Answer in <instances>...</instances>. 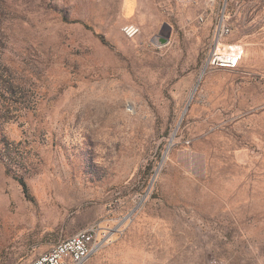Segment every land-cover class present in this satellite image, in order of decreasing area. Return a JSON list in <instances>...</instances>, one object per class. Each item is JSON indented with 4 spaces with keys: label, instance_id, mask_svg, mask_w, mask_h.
Segmentation results:
<instances>
[{
    "label": "rangeland",
    "instance_id": "1",
    "mask_svg": "<svg viewBox=\"0 0 264 264\" xmlns=\"http://www.w3.org/2000/svg\"><path fill=\"white\" fill-rule=\"evenodd\" d=\"M218 1L0 0V264H264V0L236 69Z\"/></svg>",
    "mask_w": 264,
    "mask_h": 264
},
{
    "label": "built area",
    "instance_id": "2",
    "mask_svg": "<svg viewBox=\"0 0 264 264\" xmlns=\"http://www.w3.org/2000/svg\"><path fill=\"white\" fill-rule=\"evenodd\" d=\"M176 3L186 4L194 0H174ZM232 4L236 10L240 8L239 0H224V7L221 10L219 20L214 32V46L211 49L207 61V67H217L225 69H236L240 66L244 49L235 44H229L227 49L222 46L224 39L232 33L231 26L228 22L227 7ZM204 22V18H201ZM123 35L127 39H134L141 34V28L134 24L125 25L122 28ZM101 231L93 226L87 228L76 235L56 244L48 252L39 256L30 264H85L86 261L97 251L105 236L100 239Z\"/></svg>",
    "mask_w": 264,
    "mask_h": 264
},
{
    "label": "crops",
    "instance_id": "3",
    "mask_svg": "<svg viewBox=\"0 0 264 264\" xmlns=\"http://www.w3.org/2000/svg\"><path fill=\"white\" fill-rule=\"evenodd\" d=\"M239 1L241 3L240 8L235 11V13L232 15V20L229 21L232 27L233 37L232 40L231 39L228 40L231 41L229 42V44L239 45L243 48L247 46L248 41H250L249 39L252 36L251 19L245 17V15H243V12L246 10L247 6L254 5L255 2L252 0H239ZM200 4L204 5L203 8L206 11V13H208V16L210 18L217 16L218 9L216 10L215 6L220 5V2L218 0H201ZM245 59L248 61V57H245ZM254 64L256 66L257 63Z\"/></svg>",
    "mask_w": 264,
    "mask_h": 264
},
{
    "label": "trees",
    "instance_id": "4",
    "mask_svg": "<svg viewBox=\"0 0 264 264\" xmlns=\"http://www.w3.org/2000/svg\"><path fill=\"white\" fill-rule=\"evenodd\" d=\"M21 184L23 186V189H24V193L28 196V188H27V185L24 181H21Z\"/></svg>",
    "mask_w": 264,
    "mask_h": 264
},
{
    "label": "bare ground",
    "instance_id": "5",
    "mask_svg": "<svg viewBox=\"0 0 264 264\" xmlns=\"http://www.w3.org/2000/svg\"><path fill=\"white\" fill-rule=\"evenodd\" d=\"M225 49H227V47H225Z\"/></svg>",
    "mask_w": 264,
    "mask_h": 264
}]
</instances>
